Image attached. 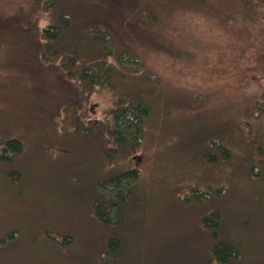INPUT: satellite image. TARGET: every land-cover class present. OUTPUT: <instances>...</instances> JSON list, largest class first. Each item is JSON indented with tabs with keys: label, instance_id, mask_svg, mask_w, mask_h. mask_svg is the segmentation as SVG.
<instances>
[{
	"label": "trees",
	"instance_id": "16d2710c",
	"mask_svg": "<svg viewBox=\"0 0 264 264\" xmlns=\"http://www.w3.org/2000/svg\"><path fill=\"white\" fill-rule=\"evenodd\" d=\"M133 1L37 0L36 9L0 16V68L17 66L25 71L32 79L25 94L36 101L44 95L41 109L34 99L29 101L32 112L43 124L44 114L51 118L60 132L57 144L35 145L38 161L46 167L40 174L50 175L66 187L70 200L89 218L97 240L83 249L69 230L57 225L13 226L0 232V264H264V258L255 262L264 256V93L248 99L219 130H206L193 153L183 147L188 160L196 164L228 170L231 177L246 176L247 189L234 192V186L199 180L170 186L165 205L157 213L128 222L145 203L140 172L131 154L142 146L157 98L172 100L161 92L159 77L145 67L142 56L132 51L133 43L122 39L125 46L118 47L123 20L127 19L125 28L132 23L139 29L158 20L148 2ZM187 3L225 26L254 15L264 19V0H224V7L205 0ZM91 5L97 7L92 15ZM123 10L128 17L123 18ZM40 12L48 14V22L42 26ZM118 13L123 19L116 26ZM14 50L21 53L11 57ZM22 50L28 54L23 55ZM253 79L264 84V76ZM2 90L7 96L6 89ZM97 91L112 98L101 120L87 110L88 98ZM191 103L200 104L197 98L180 101L187 106ZM4 117L8 119L6 114L0 115V189L9 191L23 186L31 166L23 164L25 143ZM121 159L128 160L118 164ZM231 200H235L234 207ZM204 208H209L206 213ZM176 210L180 221L193 222L172 236L159 232L163 243L151 242L145 234L151 224L165 229ZM253 235L260 241L255 243ZM244 238L255 244H245ZM130 243L137 244L136 249Z\"/></svg>",
	"mask_w": 264,
	"mask_h": 264
},
{
	"label": "rangeland",
	"instance_id": "374dc122",
	"mask_svg": "<svg viewBox=\"0 0 264 264\" xmlns=\"http://www.w3.org/2000/svg\"><path fill=\"white\" fill-rule=\"evenodd\" d=\"M83 1L89 4L103 2ZM140 1H146L153 6L157 22L147 29H139L132 23L130 28H125L127 19L120 24L123 18L128 17L123 10L125 16L121 18L118 13L115 21L116 26L121 25L117 44L121 47L122 39L125 43L134 44L132 51L142 56L145 67L153 72L154 77H159L161 92L166 96L171 95L172 100L157 98L155 113L147 122L142 146L138 152L131 154L140 172V194H144L145 203L136 209L134 216H129L130 223L157 213L165 205L166 191L170 186L193 184L199 180L216 186H234V192L236 189H247L249 180L246 176L235 174L231 177L228 170L196 164L193 159L188 160L183 153V147L191 149L193 153L196 143L202 140L206 130H219L218 126L236 116L248 99L264 93V84L259 79H253L254 76H264V19L254 15L239 18L237 22L229 21L230 25L225 26L212 14L186 4L187 0ZM205 2L212 5L222 4L224 7V0ZM36 5L37 0H0V16L7 18L22 14L36 9ZM91 6L92 15L96 13L97 7ZM40 13L39 24L42 26L48 22V14ZM132 30L136 31L132 34ZM150 42L168 46L174 52L168 53ZM17 53L21 52L14 50L10 56L15 57ZM22 53L28 54L25 50ZM31 83L32 79L17 66L0 68V115H7L8 119L4 117V121L7 119L13 131L24 141L25 154L22 162L31 166L30 174H26L22 180L23 186L9 191L0 189V232L13 226L36 228L57 225L73 234L76 245L87 249L89 246L86 244L97 242L90 230L89 218L70 200L66 187L61 186L52 176L40 174L46 167L45 162L38 161L40 155L35 145L57 144L60 132L55 129L51 118L48 120L44 114L46 123L43 124L32 112L29 101L34 97L27 96L24 92L25 86ZM4 88L7 96L2 90ZM184 98H197L200 104H180ZM43 101L44 95L37 99L39 109L43 107ZM111 103L109 93L94 92L87 101L88 114L101 120ZM224 142L234 150L235 146L229 139L225 138ZM185 158L187 162L182 161ZM127 160L121 159L118 164ZM69 173L67 171L66 175ZM230 203L234 207L235 200ZM241 206L243 205L239 207ZM208 209L204 208L203 213ZM261 215L264 217V208L261 209ZM179 216V211L176 210L173 217L166 222L165 229L161 230V225L156 228L157 224H151L145 234H148L151 242L163 243L164 239L158 236H161V232L169 236L184 232L181 230L183 225L193 221L189 222L192 220L189 219L188 222H182ZM252 237L255 238V243L260 241L257 235ZM245 239V244H255L253 239L251 242ZM134 244L130 243L128 246L134 250L137 246ZM263 258L261 256L255 262Z\"/></svg>",
	"mask_w": 264,
	"mask_h": 264
}]
</instances>
